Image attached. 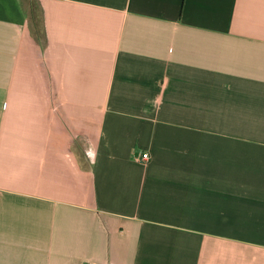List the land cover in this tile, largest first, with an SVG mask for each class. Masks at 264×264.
Segmentation results:
<instances>
[{
    "label": "crops",
    "instance_id": "0c3cea01",
    "mask_svg": "<svg viewBox=\"0 0 264 264\" xmlns=\"http://www.w3.org/2000/svg\"><path fill=\"white\" fill-rule=\"evenodd\" d=\"M23 1L0 264H264V0H39V31Z\"/></svg>",
    "mask_w": 264,
    "mask_h": 264
},
{
    "label": "rangeland",
    "instance_id": "374dc122",
    "mask_svg": "<svg viewBox=\"0 0 264 264\" xmlns=\"http://www.w3.org/2000/svg\"><path fill=\"white\" fill-rule=\"evenodd\" d=\"M25 7L28 14V23L31 28H36L37 31L42 26V9L39 4V0H24Z\"/></svg>",
    "mask_w": 264,
    "mask_h": 264
},
{
    "label": "built area",
    "instance_id": "2783aa9c",
    "mask_svg": "<svg viewBox=\"0 0 264 264\" xmlns=\"http://www.w3.org/2000/svg\"><path fill=\"white\" fill-rule=\"evenodd\" d=\"M134 158L139 162H146L150 159V154L147 151H139L134 154Z\"/></svg>",
    "mask_w": 264,
    "mask_h": 264
}]
</instances>
